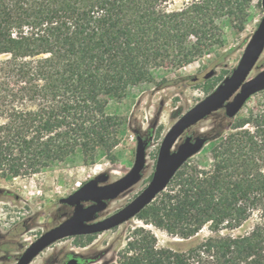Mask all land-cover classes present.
I'll return each mask as SVG.
<instances>
[{
    "label": "trees",
    "instance_id": "obj_1",
    "mask_svg": "<svg viewBox=\"0 0 264 264\" xmlns=\"http://www.w3.org/2000/svg\"><path fill=\"white\" fill-rule=\"evenodd\" d=\"M170 1L0 0V177L32 176L79 150L86 162L99 148L113 158L125 120L105 111L109 97L222 45V20L243 30L253 2ZM225 131L212 169L186 162L138 214L172 236L206 225L213 235L181 250L139 227L120 264H264V104Z\"/></svg>",
    "mask_w": 264,
    "mask_h": 264
},
{
    "label": "rangeland",
    "instance_id": "obj_2",
    "mask_svg": "<svg viewBox=\"0 0 264 264\" xmlns=\"http://www.w3.org/2000/svg\"><path fill=\"white\" fill-rule=\"evenodd\" d=\"M185 1L188 0H171L169 7H180ZM262 16L261 0H253L243 30L236 29L227 19L222 20V45L213 47L182 68L158 67L153 71L155 82L132 85L119 99L109 97L105 111L122 116L125 120L120 143L113 150V158H108L105 150L99 148L94 159L86 162L84 154L79 150L32 176L0 177V264H16L31 242L71 215L73 207L60 203V198L68 196L100 173H108L109 181L125 175L135 161L137 135L134 130L137 129L140 135L149 139L143 177L119 197L111 200L107 209L100 213V218L116 212L133 200L152 178L159 148L167 131L184 112L208 95V86L222 81L232 73ZM212 69L216 74L205 79V74ZM261 69H264V53L253 74ZM164 78L169 80L168 84L165 87L158 86ZM263 104L264 91H261L247 101L236 117H227V121L223 117L225 111L219 110L192 127L186 134H201L210 140L187 162L200 168L212 169L213 148L221 142V136L217 132L225 128L224 135H227L234 123L241 118H248L252 112H258ZM181 141L182 138L178 143ZM5 191L11 194L7 195ZM251 225L252 221H248L233 232L242 233ZM139 227L151 230L157 237L158 246L181 250L213 235L206 225L197 235L188 239L172 236L145 223L136 215L119 226L100 233L60 239L43 250L32 264H67L68 255L90 258L86 264H120V252Z\"/></svg>",
    "mask_w": 264,
    "mask_h": 264
},
{
    "label": "water",
    "instance_id": "obj_3",
    "mask_svg": "<svg viewBox=\"0 0 264 264\" xmlns=\"http://www.w3.org/2000/svg\"><path fill=\"white\" fill-rule=\"evenodd\" d=\"M261 3L263 16L238 65L212 92L184 112L170 127L161 142L155 170L148 185L125 206L100 218V213L107 209L111 200L119 197L143 177L149 141L138 135L135 161L131 169L114 181H109L108 173H100L68 196L60 198V203L73 207V212L31 242L16 264H30L43 250L60 239L100 233L138 215L167 188L182 166L208 142L207 136L186 134L192 127L219 110H224L225 115L232 119L238 115L250 97L264 91V69L253 74L264 53V0H261ZM215 74L216 71L212 69L204 78H211ZM181 138L182 141L178 143ZM67 264H79L77 257L73 256Z\"/></svg>",
    "mask_w": 264,
    "mask_h": 264
},
{
    "label": "flooded vegetation",
    "instance_id": "obj_4",
    "mask_svg": "<svg viewBox=\"0 0 264 264\" xmlns=\"http://www.w3.org/2000/svg\"><path fill=\"white\" fill-rule=\"evenodd\" d=\"M72 257H73V255L69 256V257L67 258V261L70 260ZM77 259H78L79 264H81V262H80V258L77 257Z\"/></svg>",
    "mask_w": 264,
    "mask_h": 264
},
{
    "label": "bare ground",
    "instance_id": "obj_5",
    "mask_svg": "<svg viewBox=\"0 0 264 264\" xmlns=\"http://www.w3.org/2000/svg\"><path fill=\"white\" fill-rule=\"evenodd\" d=\"M34 260H35V259H34ZM34 260H33V261H34ZM33 261H32L30 264H32V263H33Z\"/></svg>",
    "mask_w": 264,
    "mask_h": 264
}]
</instances>
